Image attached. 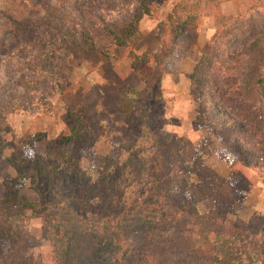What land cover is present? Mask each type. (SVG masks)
I'll return each instance as SVG.
<instances>
[{"label": "rangeland", "instance_id": "374dc122", "mask_svg": "<svg viewBox=\"0 0 264 264\" xmlns=\"http://www.w3.org/2000/svg\"><path fill=\"white\" fill-rule=\"evenodd\" d=\"M178 1L0 0V264H264V0L148 79Z\"/></svg>", "mask_w": 264, "mask_h": 264}, {"label": "trees", "instance_id": "16d2710c", "mask_svg": "<svg viewBox=\"0 0 264 264\" xmlns=\"http://www.w3.org/2000/svg\"><path fill=\"white\" fill-rule=\"evenodd\" d=\"M140 11L142 15H148L150 9L148 5L156 0H140ZM227 0H179L173 7L172 17L165 25V38L160 52L157 54L144 53L140 57L132 58L130 67L133 71L144 73L148 79H158L161 71H165V63L163 60L167 58L174 50V46L180 48H187L190 44L188 41V31L193 27L194 23L201 17L208 14L213 7L218 8L219 5L225 3ZM259 1L251 2V9H257ZM113 41H119V36L113 34ZM178 43V44H177ZM263 53L259 61L260 74L255 79V86L259 90L261 96L264 98V35L261 36L258 42ZM163 67V68H162ZM5 199L0 200V218H8L11 215L12 209L17 205H23L18 198V193L14 185L6 184ZM213 214L209 215L210 217ZM195 217H199L196 213ZM202 222V221H200ZM214 223L217 225V221ZM204 224V221L202 222Z\"/></svg>", "mask_w": 264, "mask_h": 264}]
</instances>
